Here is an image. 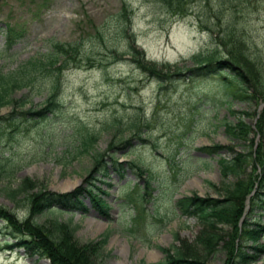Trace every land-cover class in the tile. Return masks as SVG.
Instances as JSON below:
<instances>
[{"label": "rangeland", "instance_id": "rangeland-1", "mask_svg": "<svg viewBox=\"0 0 264 264\" xmlns=\"http://www.w3.org/2000/svg\"><path fill=\"white\" fill-rule=\"evenodd\" d=\"M6 24L17 37L11 47L6 42ZM79 39L77 56L67 62L58 79V109L33 125L20 122L10 136L0 133V149L4 156L10 155L15 168L11 175L0 174V205L23 220L29 217L26 193L12 191L22 180L37 185L30 190L33 196L41 189L59 192L66 181L82 183L93 160L89 152L76 151L80 125L97 135L95 148L104 151L113 139L115 131L108 125L114 117L144 116L148 126L141 134L143 140L135 137L131 148H119L115 155L125 162L124 180L110 171L112 179H103L112 185L96 183L108 192L102 194L110 205L106 215L85 198L86 212L50 210L32 219L47 232L50 218L69 222L78 243L100 244L97 264H160L175 254L176 247L187 251V246L200 259L188 257L186 262L225 264L227 256L221 249L205 255L197 241L203 229L199 219L180 214L171 201L192 194L218 197L210 185L221 180L217 159H230L234 152L223 148L220 155L208 154L200 148L219 143L244 150L243 143L225 134L223 122L235 121L230 110L255 112L247 118L251 122L262 113L264 127V0H191L182 12L162 0H0V68L4 71L47 51L52 42ZM130 46L164 70L162 87L138 68L128 53ZM239 47L260 69L263 90L254 101L226 96L221 77L198 67L228 60ZM52 82L53 77H41L36 84L39 92L22 89L13 95L27 94L21 109L37 110L45 104ZM10 114V107L0 110V117ZM7 126L2 119L0 127ZM250 137L264 150V137ZM135 158L151 175L146 204H127L120 192L128 181V186L143 184L127 164ZM248 173L256 171L248 166L241 177ZM252 213L264 225V214ZM22 239H27L23 231L0 217V264H51L32 245H16ZM259 243L264 245V234ZM251 264H264V251Z\"/></svg>", "mask_w": 264, "mask_h": 264}, {"label": "trees", "instance_id": "trees-1", "mask_svg": "<svg viewBox=\"0 0 264 264\" xmlns=\"http://www.w3.org/2000/svg\"><path fill=\"white\" fill-rule=\"evenodd\" d=\"M163 1L167 3L171 9L177 11L184 10L185 3H187V0ZM76 46V44H56L54 50L45 55V59L38 58L29 61L27 63L29 68L25 66L24 70L9 72L7 75L0 72V107L9 105L13 102L11 92L15 88L32 84V80L28 77V73L39 70L46 73L52 71L54 65L60 60V55L64 56V54H71V52L76 49ZM132 50L135 51V53H138L134 54L132 52V57H134L133 60L138 63L141 69L155 75L159 81H163L164 78H166V75L162 70L152 66V64L144 62L142 60V54L135 50V48H132ZM231 57L230 60H217L219 64L223 65L220 68L222 69L220 73L229 78L224 87L229 90L233 83L235 86H239L243 89L244 98H255L254 93L249 94V91L246 89L251 86L254 92L261 93L262 84L261 81L257 79L255 64L249 61L242 53H231ZM212 65L213 61H209L207 66L199 69L205 70L210 66L213 67ZM252 73L255 75H252ZM233 92L239 93L236 92V90ZM247 116H250V113L243 112L242 115H239L237 118V122L224 123L225 132L233 140H248L250 143H253V140L248 137L250 133L257 131V133L264 135L263 129L259 125L261 118L257 120L255 130H253L251 124L245 121V117ZM119 124H122V122L120 120L118 121L116 118L114 120V126ZM125 128L131 133L136 134L135 131L139 129L138 121L130 120ZM125 128L118 130L120 135L124 132ZM91 135L92 134H87L84 139L83 146L85 150L90 147L92 148L96 140V137ZM129 143L130 141L124 140V137H122L119 142L120 145L122 144L121 147H125ZM117 147L116 143L114 144L111 142L108 155L112 156L113 151H115ZM221 148H223V146L216 144L210 147H205L204 150L216 152ZM230 149L232 150V148ZM111 151L112 153H110ZM95 162V167H99L103 171L102 173L105 174L106 170L104 162L106 161L104 160V154H95ZM131 164L140 173L144 171L141 166L134 161H132ZM218 164L221 168L223 179L219 185L212 184L211 186L221 198H200L198 196L187 197L179 200L177 206L181 214L193 215L197 217L202 224L203 229L197 236V241L201 244L203 251L206 253L205 255L212 254L221 249L227 256L225 264H250L256 260L261 252L264 251V245L259 243V238L262 235L264 225L252 218L253 211H259L261 214H264V150L258 145L255 150L250 148L247 151L236 153V155L230 160L220 158ZM118 165L120 168H123V164ZM247 165H252L254 170L259 167L260 172L258 174L240 178L241 173ZM0 166V168L3 167V165ZM229 175H233L235 179L233 181H228L227 178ZM146 184L148 183L146 182ZM255 185V192L249 198V204H246V199ZM36 187L37 185L25 184V181L22 180L19 186L12 190L16 194L26 193V199L30 204L28 206L29 217L25 220H15V218L0 205V215L8 218L19 230L24 231L25 237L30 239V241H21V243L32 245V248H35V250L39 251L41 255L48 258L52 264H97L96 258L99 256L101 249L100 244H95L91 241L86 244L78 243L74 236L75 230L69 222L62 221L57 217L50 218L46 221L47 232L43 230L40 224L32 219L34 216L36 217V215L41 214L52 207H63L70 211H85V204H83L79 198V194L83 191L90 194L93 189L96 188L93 182L77 189L74 193L64 196L65 200L63 201H55L56 204H48L46 201L48 196H45V193L41 191L33 196V193H31L30 190L35 189ZM97 189H99V187H97ZM94 195L91 196L94 197ZM97 201L95 202L97 203ZM94 205L100 212L106 213L108 204H105L103 200H101L100 204ZM247 205L249 206L248 210L246 208ZM248 218H252L253 220L248 221ZM222 224L227 225L229 229L221 227L220 225ZM104 241L105 240L103 239L102 242L104 243ZM248 243H250V245H248ZM189 247L187 246L188 252L183 248L176 247L175 254H169L167 259L160 264L200 263L198 261H194V263H192V261L186 262V258L188 257L191 259H200L196 257L197 254L189 253L191 252Z\"/></svg>", "mask_w": 264, "mask_h": 264}, {"label": "bare ground", "instance_id": "bare-ground-1", "mask_svg": "<svg viewBox=\"0 0 264 264\" xmlns=\"http://www.w3.org/2000/svg\"><path fill=\"white\" fill-rule=\"evenodd\" d=\"M77 184V181H66L61 185L62 190H68L71 187L75 186Z\"/></svg>", "mask_w": 264, "mask_h": 264}]
</instances>
